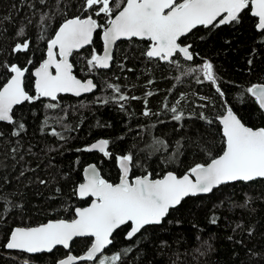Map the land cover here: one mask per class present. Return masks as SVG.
Returning a JSON list of instances; mask_svg holds the SVG:
<instances>
[{
	"label": "trees",
	"instance_id": "trees-1",
	"mask_svg": "<svg viewBox=\"0 0 264 264\" xmlns=\"http://www.w3.org/2000/svg\"><path fill=\"white\" fill-rule=\"evenodd\" d=\"M124 2L110 0L112 17ZM85 7L84 0H0V88L11 76L8 66L16 65L26 69L23 86L35 97L31 71L44 60L57 28L77 16L107 23L109 17ZM256 23L246 9L239 22L193 29L179 40L191 45V61L177 55L163 63L146 57L148 42H120L106 71L88 65L93 53L101 52L103 29H98L92 45L72 57L75 75L92 78L95 92L55 101L37 98L14 108L16 123H0V264H56L68 254L56 249L31 257L4 246L16 227L71 221L74 210L89 203L75 193L85 166L94 164L104 180L116 184L117 157L130 155L129 179H157L168 172L181 176L223 152L217 119L227 110L247 127L264 128V113L246 92L264 85V31H256ZM20 28L23 36L17 35ZM24 41L28 49L14 51ZM204 61L213 65L216 84L200 77L198 82L193 69ZM120 95L128 98L120 100ZM99 139L109 141V155L85 150ZM128 230L129 225L116 230L102 255L109 260L120 255L116 264H264V180L187 198L160 225L147 226L132 239H125ZM90 243L76 240L69 253L81 255Z\"/></svg>",
	"mask_w": 264,
	"mask_h": 264
},
{
	"label": "snow or ice",
	"instance_id": "snow-or-ice-1",
	"mask_svg": "<svg viewBox=\"0 0 264 264\" xmlns=\"http://www.w3.org/2000/svg\"><path fill=\"white\" fill-rule=\"evenodd\" d=\"M40 2L44 3V0ZM84 4V11L92 10L97 16L103 13L109 17L107 23L98 24L89 15L83 19L79 16L67 19L60 25L55 38L48 41V59L34 73L35 97L30 96L22 86L24 71L16 65H9L8 71L14 75L0 88V122L15 124L13 106L24 101L39 97H50L55 101L58 93L71 92L79 96L82 92L92 91L95 85L91 80L81 82L71 74L72 66L67 57L74 49L78 50L91 43L92 34L97 29H103L105 54L100 56L93 53L88 60V65L93 68H108L111 45L117 40L134 37L151 42L145 52L150 59L171 62L174 56L182 54L185 61H191V45L178 42L182 36L197 26L215 28L239 22V14L249 8L251 15L258 18V30L264 31V0H183L181 3L176 0H125L114 18H111L113 9L110 0H84ZM96 5L99 7L94 8ZM117 8H120L119 4ZM44 19L45 16H41V20ZM17 35L23 36L24 28H20ZM28 47L29 43L24 41L16 44L14 51H23ZM57 47L60 56L58 61L53 58V49ZM52 67L55 68V75L49 71ZM197 71L202 73L203 80L216 84L211 63L204 61L193 69V72ZM197 80L200 82L199 77ZM108 87L119 92L118 87L111 84ZM216 91L220 92V89L217 87ZM246 92L264 110V85H253ZM127 98L119 96L120 100ZM171 111L176 113L177 108L173 106ZM144 115H149V112L145 111ZM174 119L179 121L181 116L175 115ZM220 123L223 125L226 146L222 155L212 158L206 166L197 164L179 179L168 173L163 179L149 180L145 176L129 182L128 171L132 157H117L123 173L119 184L107 183L100 179L94 167L90 168L86 182L78 188L81 198H95L90 207L77 208L75 218L71 221L56 220L37 227H17L10 232L5 246L26 253H52L58 245L69 249L70 242L76 237H91L94 239L85 255H67L66 259L59 260L57 264H77V260L92 261L106 246L113 243L110 237L122 225H130L126 239H132L145 226L160 225L169 210L179 205L187 196L209 193L228 182L264 179V128L254 130L246 127L230 109L220 117ZM18 127L23 129L24 125L19 123ZM18 134L13 132V135ZM108 145V140H100L85 150L96 149L107 156ZM190 176H194L195 181ZM127 251L129 249L124 250L125 253ZM120 259V255H112L109 261L101 260L100 264H116Z\"/></svg>",
	"mask_w": 264,
	"mask_h": 264
},
{
	"label": "water",
	"instance_id": "water-1",
	"mask_svg": "<svg viewBox=\"0 0 264 264\" xmlns=\"http://www.w3.org/2000/svg\"><path fill=\"white\" fill-rule=\"evenodd\" d=\"M176 2L177 3H181V2H183V0H176ZM125 3V2H124ZM124 5V4H123ZM123 7V6H122ZM122 9V8H121ZM120 9V10H121ZM246 10V9H245ZM168 11V9H166L165 10V12H167ZM242 11H244V10H242ZM249 12H250V15H251V11H250V8H249ZM118 13V12H117ZM116 13V14H117ZM240 15V14H239ZM115 16V15H114ZM114 16L112 17V18H114ZM252 16V15H251ZM253 17V16H252ZM84 18H87V17H84ZM253 18H255L256 19V21L258 22V18H256V17H253ZM72 19V18H71ZM83 19V18H82ZM65 22V21H64ZM63 22V23H64ZM62 23V24H63ZM61 24V25H62ZM222 25H227V24H222ZM222 25H220V26H222ZM60 27V26H59ZM59 27L57 28V30L56 31H58V29H59ZM199 27H203V28H205L204 26H197L196 28H199ZM256 31H258V32H260L261 30H258V28H257V23H256ZM98 30V29H97ZM97 30L96 31H94L93 32V34H92V42H93V39H94V36H95V34H96V32H97ZM55 31V32H56ZM102 32H103V30L101 31V33H100V36H99V39H100V43H101V52L99 53V54H97V55H100V56H103L105 53H104V43H103V40H102ZM189 34V33H188ZM186 36V35H185ZM184 36H182L181 38H183ZM55 38V33H54V35H53V37H52V39H54ZM180 38V39H181ZM132 39H134V40H137V41H145V42H148L149 43V45H150V41H147V40H141V39H139V38H132ZM132 39H120V40H117L114 44H112L111 45V47H110V50H109V55L111 56V59L109 60V67L108 68H95L97 71H106V70H108L109 68H110V65H111V62H112V56H113V52H114V49H115V47H116V45H118V43H120V42H128V41H130V40H132ZM92 42L91 43H89V44H86V45H84L82 48H80V49H74L73 50V52H72V54L71 55H69L68 57H67V60H68V63L72 66V71H71V74L76 78V79H78V80H80L81 82H87L88 80H91L92 82H93V84H94V81H93V79L92 78H90V77H88V78H84V79H80V78H78L76 75H75V73H74V67H73V64H72V57H73V55L74 54H76V53H79L80 51H82V50H85V49H87V48H89L91 45H92ZM179 42V41H178ZM148 45V46H149ZM179 56L183 59V56H182V54H179ZM147 57V56H146ZM53 58L55 59V60H59L60 59V56H59V48L57 47V48H54L53 49ZM148 58V57H147ZM48 59V43H47V45H46V51H45V58H44V60L43 61H41L40 63H39V65L35 68V69H33L32 71H31V77L33 78V91H34V94H35V96H36V92H35V81H36V77H35V75H34V73L40 68V66H41V64H43L46 60ZM150 59V58H149ZM152 60H157V59H152ZM184 60V59H183ZM160 61V60H159ZM160 62H163V63H167V62H169V61H160ZM21 70H23L24 71V76L21 78L22 79V82L24 83V77H25V74H26V69H21ZM49 71L53 74V75H55V68L54 67H52V68H49ZM12 75H14V73H11V76ZM10 76V77H11ZM95 85V84H94ZM254 85H262V84H254ZM22 86H23V84H22ZM253 86V85H252ZM3 87V86H2ZM1 87V88H2ZM24 87V86H23ZM95 90H96V85H95V87L93 88V90L92 91H90V92H82L79 96H77V95H74L73 93H71V92H62V93H58L57 94V98L59 97V96H71V97H73V98H81V97H83V96H87V95H90V94H92L93 92H95ZM253 97V96H252ZM254 98V97H253ZM38 99H41V100H48V101H54V100H52L50 97H39ZM255 99V98H254ZM32 101V100H31ZM31 101H29V102H31ZM25 102H27V101H24V102H22L21 104H19V105H14L13 106V110H14V108H16V107H19V106H21L23 103H25ZM228 111V110H227ZM227 111L223 114V115H226L227 114ZM263 113H264V110H261ZM234 114V113H233ZM235 115V114H234ZM236 116V115H235ZM221 117V116H220ZM220 117L217 119V122H218V124L220 125V128H221V133H222V137H223V139H224V148H225V138H224V136H223V125L220 123ZM238 118V117H237ZM0 123H4V124H10V123H7V122H0ZM247 127V126H246ZM253 129V128H252ZM258 129H261V128H256V129H254V130H258ZM100 140H103V139H99V140H97V141H95V142H93V143H91L90 145H88L87 146V148H89L92 144H94V143H96V142H98V141H100ZM86 148V149H87ZM224 150V149H223ZM88 151V150H87ZM88 152H91V153H99L100 151L99 150H96V149H93V150H91V151H88ZM223 153V152H222ZM222 153L220 154V155H222ZM219 155V156H220ZM218 156V157H219ZM218 157H216V158H218ZM211 162V161H210ZM209 162V163H210ZM208 164V163H207ZM206 164V165H207ZM205 165V166H206ZM92 167H94L95 168V170H96V173L99 175V177H100V179H103L102 177H101V175H100V173H99V171H98V169H97V167L94 165V164H89V165H87V166H85L84 168H83V170H82V182L80 183V184H82V183H85L86 182V177L89 175V172H88V170L90 169V168H92ZM117 168H118V171H119V174H120V177H119V181L116 183V184H119V182H120V179H121V176H122V171H121V169H120V166H119V162L117 161ZM190 172V171H189ZM188 172V173H189ZM168 173H172L173 175H175L178 179L179 178H182L184 175H181V176H177L175 173H173V172H168ZM168 173H166V174H164L161 178H157V179H163V177L165 176V175H167ZM188 173H186V174H188ZM129 174H130V165H129V171H128V180H129V182H131V181H134L136 178H139V177H145V176H147L148 177V179L149 180H157V179H152L149 175H145V176H139V177H135V178H132V179H129ZM190 179H192L193 181H195V177L194 176H190ZM104 180V179H103ZM256 180H264V179H260V178H258V179H256ZM256 180H254V181H256ZM106 181V180H105ZM107 182V181H106ZM249 182H252V181H249ZM249 182H244V181H235V182H228V183H225V184H222V185H219V186H217V187H215L211 192H209V193H201V194H197L196 196H187V197H185V198H183V200H185V199H187V198H194V197H203V196H206V195H209L210 193H212L215 189H217V188H219V187H221V186H224V185H228V184H234V183H249ZM107 183H109V182H107ZM79 184V185H80ZM79 185L77 186V188H76V191H75V193H76V196H77V198L79 199V200H82V201H87V200H89V203L85 206V207H82V208H87V207H90V205H91V203H92V201L95 199L94 197H84V198H81L80 196H79V194H78V188H79ZM113 185H115V184H113ZM182 200V201H183ZM181 201V202H182ZM180 205V204H179ZM179 205H177V206H179ZM176 206V207H177ZM175 207V208H176ZM77 209V208H76ZM75 209V210H76ZM172 209H174V208H172ZM75 210H74V218H75ZM171 210V209H170ZM169 210V211H170ZM73 218V219H74ZM49 222V221H48ZM47 222V223H48ZM123 226H125V225H122L121 227H123ZM148 226H152V225H148ZM155 226V225H154ZM35 227H37V226H35ZM120 227V228H121ZM145 227H147V226H145ZM144 227V228H145ZM17 228V227H16ZM120 228H118V229H120ZM15 229V228H14ZM14 229H12V230H14ZM118 229H116V230H118ZM115 230V231H116ZM129 230H130V225H129ZM128 230V231H129ZM142 230V229H141ZM140 230V231H141ZM114 231V232H115ZM127 231V232H128ZM114 232H113V234H114ZM126 235H127V233H126ZM126 235H125V239H126ZM9 238V237H8ZM112 238V236L110 237V239ZM82 239H90L91 240V243H92V241H93V239L94 238H91V237H76V238H74L73 239V241H71L70 242V246H71V244L74 242V241H76V240H82ZM8 241V240H7ZM7 243V242H6ZM91 243H90V245H91ZM6 245V244H5ZM90 245H89V247H90ZM110 245H108V246H106V248L105 249H103L100 253H98L97 254V256L96 257H94L93 258V260L92 261H79V260H77V264H91V263H94L96 260H97V258H99L102 254H103V252L109 247ZM88 247V248H89ZM88 248L81 254V255H78V256H76V255H74V254H72V253H69V249H65V248H63V246H57L56 247V249H62L63 251H66V252H68V254L67 255H73L74 257H79V256H82V255H85L86 254V252H87V250H88ZM4 249H5V251H7V252H18V253H22V254H25V255H28V256H36V255H41V254H50V253H47V252H45V253H26V252H22V251H20V250H16V249H8L6 246H4ZM56 249H54V250H56ZM67 255L64 257V258H62V259H66V257H67ZM58 262V261H57ZM57 262H56V264H57Z\"/></svg>",
	"mask_w": 264,
	"mask_h": 264
},
{
	"label": "rangeland",
	"instance_id": "rangeland-1",
	"mask_svg": "<svg viewBox=\"0 0 264 264\" xmlns=\"http://www.w3.org/2000/svg\"><path fill=\"white\" fill-rule=\"evenodd\" d=\"M96 7H99V5H96ZM101 14H103V13H101ZM95 54H97V53H95ZM202 65V64H201ZM92 69H95V68H93L92 67ZM196 75L198 76V77H200L202 80H203V75H202V73H200V72H196ZM205 81V80H204ZM209 82V81H208ZM101 260H105V261H108L109 260V257H107L106 255H101L99 258H97V260L94 262L95 264H100V261ZM93 264V263H92Z\"/></svg>",
	"mask_w": 264,
	"mask_h": 264
}]
</instances>
